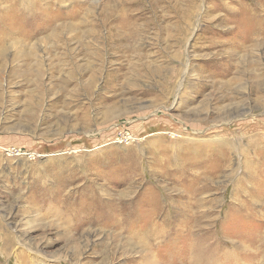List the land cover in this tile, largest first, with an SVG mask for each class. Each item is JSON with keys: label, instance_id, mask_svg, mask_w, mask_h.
<instances>
[{"label": "rangeland", "instance_id": "obj_1", "mask_svg": "<svg viewBox=\"0 0 264 264\" xmlns=\"http://www.w3.org/2000/svg\"><path fill=\"white\" fill-rule=\"evenodd\" d=\"M14 252L264 264V0H0Z\"/></svg>", "mask_w": 264, "mask_h": 264}, {"label": "bare ground", "instance_id": "obj_2", "mask_svg": "<svg viewBox=\"0 0 264 264\" xmlns=\"http://www.w3.org/2000/svg\"><path fill=\"white\" fill-rule=\"evenodd\" d=\"M120 15V14H119ZM130 27V26H129ZM130 30V29H129ZM27 232V231H26ZM24 237V236H23ZM22 240V239H20ZM24 240V239H23ZM22 240V241H23ZM12 241V240H11ZM26 241V240H25ZM9 242V241H8ZM29 242V241H28ZM15 243V242H14ZM13 244V243H12ZM43 247V246H42ZM11 248V247H10ZM17 249V248H16ZM28 249V248H27ZM14 250V249H13ZM23 250V249H22ZM16 253V252H14ZM29 253V252H28ZM31 253V252H30ZM31 255V254H30ZM28 256V255H27ZM14 258L16 260L15 264H33V262L26 257L25 254L18 252L16 255H14Z\"/></svg>", "mask_w": 264, "mask_h": 264}]
</instances>
